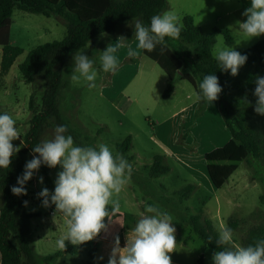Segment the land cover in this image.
<instances>
[{
	"label": "rangeland",
	"instance_id": "374dc122",
	"mask_svg": "<svg viewBox=\"0 0 264 264\" xmlns=\"http://www.w3.org/2000/svg\"><path fill=\"white\" fill-rule=\"evenodd\" d=\"M234 2L237 3L233 4L235 8L244 9L246 7L243 2L250 3V0ZM215 3H221V0H168L170 9L167 11L175 12L181 20L191 16L203 33L217 31L216 36L221 34L224 43L235 50L248 49L264 38L261 36L245 41L246 38L238 34L234 26L237 19H233L234 16L225 17V12H213ZM218 15L221 18L218 19ZM12 20L11 44L22 48L23 54L17 58L5 77L4 85H0V111L7 112L16 120L20 138L13 141V144L21 149L25 135L31 128L30 98L33 95L37 103H40L46 83L42 77L34 84L26 83L19 66L32 49L61 41L67 34V27L58 17L19 9L14 10ZM226 29H232V46L226 42L223 33ZM118 32L114 37L103 33L81 50L94 60V67L98 70L99 51L106 50L110 43L116 44L120 37ZM133 35L131 33L126 37V43L137 50V57L129 58L127 48H121L116 53L118 69L115 73L98 71L95 88L71 81L73 59L65 65L63 78L68 87L63 91L61 112L85 146L104 143L115 153L118 152L117 146L127 137L132 138L130 150L123 156L132 164L133 172L119 194L120 210L141 216L144 204L158 205L172 215L176 232L181 231L177 236L178 245L173 258L182 259L183 264H212L214 250L206 247L192 234L187 221L203 209V220H209L218 231L220 226H228L227 220L233 216L238 221V228L233 231L234 244L242 246L251 228L264 226V202L261 200L264 195V183L261 180L263 171L258 162L244 161L223 188L213 187L207 172L205 154L223 147L232 138L222 113V106L230 103V100L220 94L217 101L206 106L197 99L199 85L195 88L190 82L181 80V74H177L173 94L164 98L168 77L156 62L142 56L143 51L137 48ZM169 47L182 55L178 38ZM1 59L0 47V62ZM141 69L142 73L138 76ZM181 73H190V70L184 68ZM129 83L123 94V88ZM158 156L164 157L163 164L169 166L170 171L153 178L150 177V169ZM61 170L57 166L50 171V183L41 172H37L28 183L31 196L27 210L41 214L31 220L29 238L34 250L40 255H53L60 251L57 242L51 247L44 244L43 230L52 231V225L55 224L61 225L64 230L66 228L62 215L51 214L54 208L43 207L42 200L37 196L43 187L54 190V181ZM41 176L44 178L43 185L39 183ZM188 185L194 186L193 192L188 198H181L177 192ZM129 201L135 207L129 205ZM2 205L0 197V207ZM87 252L88 246L85 243L78 255L64 253L54 261H41V264H88Z\"/></svg>",
	"mask_w": 264,
	"mask_h": 264
},
{
	"label": "trees",
	"instance_id": "16d2710c",
	"mask_svg": "<svg viewBox=\"0 0 264 264\" xmlns=\"http://www.w3.org/2000/svg\"><path fill=\"white\" fill-rule=\"evenodd\" d=\"M167 8L168 0H0V85H3L17 58L23 54L22 48L11 44L12 16L15 9L58 17L67 27V34L61 41L32 49L19 66L26 83L34 84L42 77L45 79L46 88L40 103L31 96V128L25 135L22 148L12 158L10 167L0 169V197L3 200L0 207V264H41V261L48 263L62 255L57 253L41 258L36 254L29 239L30 220L36 216L28 213V205L24 206L23 203L29 202L31 196L28 189L30 180L25 185L27 195H13L11 188L17 185V178L24 172L26 162L33 158V147L43 141L45 134L52 136V130L57 125L67 126L66 135L73 137L75 145L85 146L61 112L63 91L68 87L63 78L65 65L73 59L77 50L81 51L101 34L106 33L108 37H114L119 27L134 20H140L147 26L153 15L161 14ZM182 23L184 27L178 37L179 52L182 55L169 48L174 39L167 37V47L163 53L159 45L152 52L143 50V54L156 62L168 77L163 97L169 98L172 95L177 74H181L180 79L190 82L195 88L205 75L215 74L223 89L221 95L230 100V103H224L222 106V113L232 138L223 147L205 154L211 183L216 189L223 188L238 170L239 164L250 160L260 164L263 171L261 180L264 183V116L255 113L256 97L253 95L256 76L264 77V39L248 49L236 50L247 55L248 59L240 68L239 74L233 77L230 72H224L218 67L211 54L217 31L203 33L191 16H185ZM223 33L227 44L234 45L230 31L226 29ZM184 68H188L190 73H181ZM247 101H251V105H248ZM235 106L238 108L234 109ZM131 143L132 138L127 137L117 146L118 152L127 154ZM163 160L162 156L155 158L150 169L151 176L159 177L170 171V168L163 164ZM51 170L45 165L39 169L48 183L51 181ZM193 190L194 186L188 185L177 194L185 199ZM261 200L264 202V195ZM227 223L233 231L238 228V221L234 220L233 216L228 218ZM187 226L206 247L218 250L215 242L217 231L209 220H203V209L198 215L190 217ZM210 235L214 240L208 243ZM258 238H264V226L251 228L242 246L252 244ZM79 248L67 243L63 252L76 255Z\"/></svg>",
	"mask_w": 264,
	"mask_h": 264
},
{
	"label": "clouds",
	"instance_id": "9594fccd",
	"mask_svg": "<svg viewBox=\"0 0 264 264\" xmlns=\"http://www.w3.org/2000/svg\"><path fill=\"white\" fill-rule=\"evenodd\" d=\"M245 19L237 20L235 28L238 34L251 41L264 36V0H250L241 14ZM133 39L137 48L152 52L159 45L161 53L166 45L165 38L179 37L184 25L181 17L173 11H164L153 15L150 24L134 20ZM217 43L211 54L218 67L236 77L246 64L247 55L227 46L222 35L216 36ZM117 43H110L106 50L99 51L100 69L94 67V60L77 50L73 55V67L70 79L74 84H85L88 88L96 87L98 71L115 73L119 67L116 55L121 48H127V56L135 58L136 49L126 43L124 36L117 38ZM253 95L256 97L254 111L264 116V77L255 78ZM197 99L206 106H211L219 99L223 89L215 74H207L199 83ZM251 105V101H247ZM65 125H57L51 139H45L32 149L33 158L26 162L24 172L17 178V185L12 186L13 195H27L26 183L31 180L42 165L50 169L59 166L55 187L50 191L43 187L37 194L45 208L54 205V216L62 215L66 232L57 240L60 250L66 249V241L73 246H80L96 239L101 232L107 231L105 218L120 212L119 194L128 184L133 167L119 152L104 143L97 146H77L71 135H66ZM20 138L16 120L7 112L0 114V169H8L12 158L20 151L13 141ZM43 185L44 178L39 177ZM24 206L28 201H24ZM208 237V243L213 242ZM216 251L212 254V264H264V238L256 239L252 244L241 246L234 244L233 230L222 225L217 231ZM176 227L173 217L158 205L145 204L144 212L137 220L131 234L126 237L124 247L120 246L117 236L114 240L108 264H172L171 254L177 249ZM70 259V257H69ZM103 259V257H100Z\"/></svg>",
	"mask_w": 264,
	"mask_h": 264
},
{
	"label": "crops",
	"instance_id": "0c3cea01",
	"mask_svg": "<svg viewBox=\"0 0 264 264\" xmlns=\"http://www.w3.org/2000/svg\"><path fill=\"white\" fill-rule=\"evenodd\" d=\"M234 1H236V0H221V3H215L214 6H213V12H218V11L225 12V13H223V15L225 17L234 16L233 19L236 18L237 20H243L244 17L241 14L247 7H250V3H244L243 2L244 6L246 7V8L243 9V8H235L233 6V4L235 5L237 3L234 2ZM237 1H239V0H237ZM169 9H170V6L168 5L167 10H169ZM217 18L219 19V18H221V16L218 15ZM121 27L122 28L119 27V29H118L119 30L118 33H119L120 36L127 37L131 33H134V23L133 22H131L130 24H128L126 26H121ZM227 30L230 31L232 29H227ZM143 55L144 54H142V56ZM1 61H2V59H1ZM0 64H1V62H0ZM140 73H142V69L138 71V73H137L138 76L140 75ZM141 81L143 82V78H142ZM130 84L131 83H129L128 85H125V87L123 88V91H122L123 94L125 93V91L127 90V88L129 87ZM3 85H4V83H3ZM3 85H1V86H3ZM36 174L37 173H35L34 176H36ZM150 177L158 178V177H154V176H150ZM129 205H131L132 207H135V205H132L131 201H129ZM144 207H145V204L141 208L142 212H144ZM51 208H54V205L51 206ZM27 212H28V210H27ZM28 213L33 214V215L36 216L33 219L38 218V217L41 216V214L38 213V212H28ZM50 213L54 214L53 211H51ZM139 218H140V216H137V215L135 216V215H133L131 213L123 212L121 210H120L119 213H116L115 215H112L109 218V220H108V218H105V223L108 226L107 227V231L101 232V234L96 239L86 243L87 246H88V252H87V254H88V264H108L109 255H110L112 247L114 245L115 238L118 236L119 240H120V246L124 247L125 243H126V237L131 234V230L134 228V226H135V224H136V222H137V220ZM33 219H31V220H33ZM31 220H30V233H31ZM65 232H66V228H65V230L62 229L61 225H59V224L52 225V231L44 229L43 233H42V238H43L44 244L46 246H48V247L54 246L55 243L57 242V240L60 239L61 236H63L65 234ZM180 232L181 231L176 232V239H177V236H178V234ZM191 238L192 237L190 236L189 239H191ZM185 242H187V239H185ZM65 243L66 244L67 243L71 244L68 241H66ZM30 244H31V242H30ZM79 247L80 248H79V250H78L76 255H78L81 252V250L83 249V244L80 245ZM32 248H33V246H32ZM57 253H59V254L62 253V255H63L65 252H63V250H60ZM57 253H55V254H57ZM175 253L176 252L171 254L172 264H183L182 259H180V258L174 259L173 258ZM36 254L39 255L41 258H44L46 256H52V255H40L38 253H36ZM55 254H53V255H55ZM100 257H103V259H100Z\"/></svg>",
	"mask_w": 264,
	"mask_h": 264
},
{
	"label": "water",
	"instance_id": "95a60500",
	"mask_svg": "<svg viewBox=\"0 0 264 264\" xmlns=\"http://www.w3.org/2000/svg\"><path fill=\"white\" fill-rule=\"evenodd\" d=\"M52 138V136H49V134H45L44 136H43V139L42 140H45V139H51Z\"/></svg>",
	"mask_w": 264,
	"mask_h": 264
},
{
	"label": "built area",
	"instance_id": "2783aa9c",
	"mask_svg": "<svg viewBox=\"0 0 264 264\" xmlns=\"http://www.w3.org/2000/svg\"><path fill=\"white\" fill-rule=\"evenodd\" d=\"M24 143V142H23ZM29 147V146H28Z\"/></svg>",
	"mask_w": 264,
	"mask_h": 264
}]
</instances>
